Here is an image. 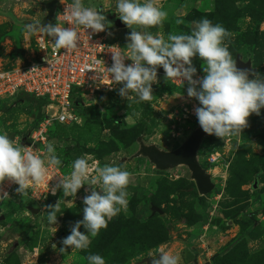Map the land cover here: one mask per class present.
Returning a JSON list of instances; mask_svg holds the SVG:
<instances>
[{
  "label": "rangeland",
  "instance_id": "374dc122",
  "mask_svg": "<svg viewBox=\"0 0 264 264\" xmlns=\"http://www.w3.org/2000/svg\"><path fill=\"white\" fill-rule=\"evenodd\" d=\"M44 0H0V65L12 67L29 58L32 36L24 24L41 22L46 16ZM85 7L103 8L111 22L110 39L125 44L128 27L115 20L116 0H82ZM167 12L159 26L143 29L165 39L171 34H190L194 21L208 18L231 33L225 41L234 60H250L254 72L264 75V0H156ZM196 76H203V60L194 56ZM186 87L169 82L152 86L150 101L126 100L117 94H98L84 100L82 120L73 125H53L49 142L61 160V178L72 170V161L85 157L91 169L115 161L131 173L127 185V210L108 221L87 249L61 253L59 241L71 225L82 219V185L75 197L45 193L40 198L18 193L0 201V264H87L89 254H99L105 264H139L158 248L179 254L181 264H264V108L250 114L241 133L217 138L208 135L198 151V160L215 184L201 196L185 166L158 171L145 158L131 159L138 138L162 150H175L198 127ZM5 105V106H4ZM0 104V132L22 146L31 132L52 110L41 99L20 95ZM211 156L215 161L209 162ZM257 187L254 188V183ZM58 201L57 222L49 225L44 205ZM153 203L163 210L151 216ZM30 208L38 210L33 214ZM42 209L44 211H42ZM80 231H84L81 227ZM56 248H52V244ZM17 244V246H15Z\"/></svg>",
  "mask_w": 264,
  "mask_h": 264
},
{
  "label": "clouds",
  "instance_id": "9594fccd",
  "mask_svg": "<svg viewBox=\"0 0 264 264\" xmlns=\"http://www.w3.org/2000/svg\"><path fill=\"white\" fill-rule=\"evenodd\" d=\"M115 13L119 20L131 31L127 34L126 51L119 46H111V65L105 67L102 60L93 64H103V69L95 71V80L101 81L105 75L111 85L119 84L117 94L136 102L152 99V85L157 83V66L162 67L164 79H175L184 84L186 95L194 98L198 105L194 115L200 129L217 138L234 136L247 126L250 114L260 115L264 108V75L249 69L237 68L226 40L231 37L220 23L208 18L194 21L190 34H171L166 39L157 33L142 30L159 26L167 17V12L156 4V0H116ZM64 20L85 30H91L88 38L98 32H106L111 27L103 14V8L85 7L82 0H70L64 8ZM22 31L26 36L48 37L54 49L74 50L80 46L81 35L76 27H62L55 23H26ZM194 56L203 60V76H196L197 69L192 64ZM49 67L54 61L47 55L43 58ZM131 63L125 64V60ZM37 67L33 66V69ZM6 75V74H0ZM196 77V78H194ZM45 155L34 154L27 147L17 143L7 133L0 132V184L10 181L18 185L14 189L21 197L28 195L30 185L35 186L49 178L48 169L59 166L61 160L55 153L52 142L45 145ZM72 170L68 176L58 179L51 187V194L62 190L64 197H75L82 185L87 193L82 199V219L75 221L69 234L59 243V251L66 247L71 251L87 249L91 238L98 235L102 228L122 210H127L126 188L131 173L115 161H109L95 168V176L89 179L91 169L85 157L72 161ZM9 199V194L0 188V201ZM43 209H46L44 211ZM49 225L57 222L58 201L53 205H44ZM81 227L84 231H80ZM52 248H56L53 243ZM150 264H181L179 254H172L158 248L154 256L149 257ZM87 264H105L99 254H89Z\"/></svg>",
  "mask_w": 264,
  "mask_h": 264
},
{
  "label": "built area",
  "instance_id": "2783aa9c",
  "mask_svg": "<svg viewBox=\"0 0 264 264\" xmlns=\"http://www.w3.org/2000/svg\"><path fill=\"white\" fill-rule=\"evenodd\" d=\"M69 2L70 0L58 2L55 16L50 23L59 22L62 27H76L81 35L77 49H54L48 37L40 39L38 35H34L29 58L12 67L0 65V74H6L0 75V104L29 94L46 100L48 109L52 110V114H47L32 130L30 142L23 145L42 157L46 154L45 145L49 142V131L53 125H73L81 122L82 116L76 109L74 97H81L84 106V100H90L98 94L112 93L120 87L119 84L111 85L106 75L101 81L98 76L95 80L91 79L95 76V71L90 69H103V64L105 67L110 66L112 61L109 51L114 50L110 47L115 45L126 51L127 43L110 39L109 31L98 32L88 38L90 29L85 30L82 26L64 20V8ZM46 55L54 61L53 67H49L43 59ZM98 59H101L103 64H93V61ZM129 63L131 61L126 59L125 64ZM33 66L37 68L31 70ZM164 81L178 87L187 86L186 82L181 84L175 79L165 80L162 67L157 66V83L152 86ZM214 161V156H211L209 162ZM48 172L49 178L46 181L29 186L28 190L33 192V197L40 198L45 193L51 194V187L61 178L60 168L57 166L50 167ZM16 187L18 185L7 180L0 184V188L7 191L9 196L16 193Z\"/></svg>",
  "mask_w": 264,
  "mask_h": 264
},
{
  "label": "water",
  "instance_id": "95a60500",
  "mask_svg": "<svg viewBox=\"0 0 264 264\" xmlns=\"http://www.w3.org/2000/svg\"><path fill=\"white\" fill-rule=\"evenodd\" d=\"M60 0H44L42 5L45 8L46 16L42 19L41 23H50L56 13V8ZM115 25L119 28H124L125 25L119 20H115ZM236 66L240 69H249L255 71L252 67L250 60L244 62L241 55H237ZM208 136L199 127L175 150L166 151L162 150L154 144H146L142 137H139L138 150L131 157L134 158H145L147 159L158 171H169L176 169L179 166H185L191 173V179L195 182L198 193L201 196H205L212 192L215 188V184L212 180V175L202 167L198 160V151L203 142V139ZM257 187V182L254 183V188ZM33 214H37L38 210L30 208ZM149 210L151 216L156 214L162 215L164 212L161 208L157 207L153 203L150 204ZM17 246V244H15ZM149 257L141 260L139 264H150Z\"/></svg>",
  "mask_w": 264,
  "mask_h": 264
},
{
  "label": "trees",
  "instance_id": "16d2710c",
  "mask_svg": "<svg viewBox=\"0 0 264 264\" xmlns=\"http://www.w3.org/2000/svg\"><path fill=\"white\" fill-rule=\"evenodd\" d=\"M165 82H167V81H164L162 83H165ZM24 95H29V94H24ZM24 95H22V96H24ZM29 96H33V95H29ZM33 97H35V96H33ZM38 99H41L42 101H44L45 104L47 103V101L44 100V99H42V98H38ZM73 99L75 100V106H76V109H77L78 113L82 116V113H81V110H82V107H83V105H82V98L78 96V97H74ZM1 105L3 106L4 104H1ZM57 125H60V124H57Z\"/></svg>",
  "mask_w": 264,
  "mask_h": 264
},
{
  "label": "crops",
  "instance_id": "0c3cea01",
  "mask_svg": "<svg viewBox=\"0 0 264 264\" xmlns=\"http://www.w3.org/2000/svg\"><path fill=\"white\" fill-rule=\"evenodd\" d=\"M116 40V39H115Z\"/></svg>",
  "mask_w": 264,
  "mask_h": 264
}]
</instances>
